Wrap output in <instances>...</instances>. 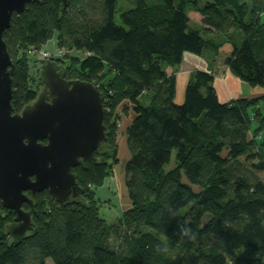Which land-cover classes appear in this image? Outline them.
Segmentation results:
<instances>
[{"label":"trees","instance_id":"trees-1","mask_svg":"<svg viewBox=\"0 0 264 264\" xmlns=\"http://www.w3.org/2000/svg\"><path fill=\"white\" fill-rule=\"evenodd\" d=\"M127 1L120 23L117 0H69L65 8L60 0L30 2L3 33L13 110L31 103L42 85L30 72L28 49L55 38L66 52L49 61L68 59L69 78L100 90L107 142L72 168L81 198L58 203L47 189L35 193L31 229L18 243L7 229L15 213L0 204V264H45L48 257L54 264H264V179L255 173L264 170V93L221 102L212 72L194 70L178 102L175 74L167 71L185 52L210 57L229 44L224 65L264 88V0ZM190 11L200 15L195 26ZM128 106L130 206L108 222L95 190L118 164L116 120ZM173 150L175 166L166 170ZM245 162L249 173L241 170Z\"/></svg>","mask_w":264,"mask_h":264},{"label":"water","instance_id":"water-1","mask_svg":"<svg viewBox=\"0 0 264 264\" xmlns=\"http://www.w3.org/2000/svg\"><path fill=\"white\" fill-rule=\"evenodd\" d=\"M35 1L0 0V204L15 213L7 229L17 243L31 229L35 193L47 189L58 203L81 198L83 189L72 168L107 142L100 90L91 82L68 78L54 62L40 65L43 87L36 98L13 110V63L3 33L13 13ZM60 1L62 8L69 2Z\"/></svg>","mask_w":264,"mask_h":264},{"label":"crops","instance_id":"crops-1","mask_svg":"<svg viewBox=\"0 0 264 264\" xmlns=\"http://www.w3.org/2000/svg\"><path fill=\"white\" fill-rule=\"evenodd\" d=\"M223 49L230 51V45L224 44ZM194 70H202L206 72H212L213 74V86L217 93L218 100L221 102H227L236 98L241 97H254L264 93V88L260 86H251L241 80H239L226 65H224L223 60L214 61L209 55L202 54L196 55L193 53L185 52L182 57V61L176 69L167 68L169 73L173 72L176 77V100L178 102L182 101L184 87L189 79V75ZM120 136V135H119ZM123 148V171H122V182L118 180L115 173L113 179L107 178L104 182L107 185H103L96 190V197H102L105 200H110L111 203L114 202L115 198L110 194L108 187L111 185L114 189L121 190L122 196H124L125 203L115 202V208L117 209L118 216L122 211L130 206V201L127 196L125 184H124V163L129 158V153L127 154V144H126V133L121 137L119 142ZM117 143L119 146L120 144ZM120 147V146H119ZM120 149V148H119ZM125 153V154H124ZM122 184V189H121ZM112 188V189H113Z\"/></svg>","mask_w":264,"mask_h":264},{"label":"rangeland","instance_id":"rangeland-1","mask_svg":"<svg viewBox=\"0 0 264 264\" xmlns=\"http://www.w3.org/2000/svg\"><path fill=\"white\" fill-rule=\"evenodd\" d=\"M248 2V4L250 3V0H245ZM129 2L127 0H117V9H116V12H115V16H114V20L116 23H120V16H119V13L126 9L127 7H129ZM190 19H191V22H190V25L191 26H195L196 24H198L200 22V15L196 12H193V11H190L188 13ZM204 35V34H203ZM52 47H56V48H59L57 45H56V40L55 38H53L52 40H50L49 42L46 43V45L44 46L43 50H51ZM66 52V51H65ZM63 51V54L65 53ZM63 54L62 55H59V56H56V57H53V53L50 54V57L48 58H42L41 55H29V66H30V72L32 73L33 77L37 78V75H39L40 77V65L45 62V61H49L51 58H61L63 57ZM70 55H79V56H83V53L81 52H77L75 50H71L69 52ZM228 54V51L227 49H223V47L221 48V51H219V53L217 55H213V54H210V58L211 59H214V61H218L220 59H224V57ZM69 61L68 59H65L63 63H56V65H58L59 67H61L62 69H64V67H66L68 65ZM43 87V83L42 85L39 87L38 89V93L40 92V90L42 89ZM37 93V94H38ZM124 107V106H123ZM119 114H120V117L117 118L116 120V144L119 143L121 141V137L124 133H126V127L128 126V124L131 122V119H132V112L129 110V106L126 107V110H123V108H120L119 109ZM120 135V136H119ZM120 144V143H119ZM120 146V147H119ZM117 145V157H118V164L115 165L114 167V173L116 175V177L118 178V180L120 181V183L122 182V171H123V148L120 145ZM120 148V149H119ZM128 149H127V154H128ZM125 154V153H124ZM243 160V159H242ZM250 165V162H245V164L241 167L242 171H244L245 173H249V170L251 169V167L249 166ZM175 166V150H173L172 154H171V158L169 160L168 163H166L164 165V169L166 170H169L171 168H173ZM257 176H259L260 178L264 179V170L263 171H260V172H255ZM113 175H110L109 177L107 178H111V180L113 179ZM104 185H107L106 183ZM89 187V186H88ZM121 189H122V184H121ZM113 187L110 185L108 187V190L110 192V194L112 195L113 198H115L114 202L111 203V201L109 200H105L104 198L102 197H96V190H95V197L97 198L98 200V205H99V215L100 217L104 218L106 221H112L115 219L118 211L117 209L115 208V205L117 202H120V203H125V199H124V196H122V191L119 190H116V189H112ZM123 190V189H122ZM45 264H54V262L52 261V259L50 257L46 258L45 260Z\"/></svg>","mask_w":264,"mask_h":264},{"label":"built area","instance_id":"built-area-1","mask_svg":"<svg viewBox=\"0 0 264 264\" xmlns=\"http://www.w3.org/2000/svg\"><path fill=\"white\" fill-rule=\"evenodd\" d=\"M63 51L65 52L64 49L62 48H56V47H52L51 50H43V49H36V48H29L28 51H27V54L29 55H41L42 58H48L50 57V54L53 53V57H56V56H59V55H62L63 54ZM89 188H93V186L89 185ZM229 264H252V263H249V262H246V261H239V262H236V263H229Z\"/></svg>","mask_w":264,"mask_h":264},{"label":"flooded vegetation","instance_id":"flooded-vegetation-1","mask_svg":"<svg viewBox=\"0 0 264 264\" xmlns=\"http://www.w3.org/2000/svg\"><path fill=\"white\" fill-rule=\"evenodd\" d=\"M57 70H58V71H61L62 68L58 66V67H57ZM67 77H68V76H67ZM68 78H69V77H68Z\"/></svg>","mask_w":264,"mask_h":264}]
</instances>
